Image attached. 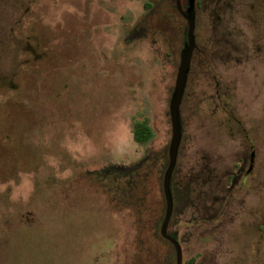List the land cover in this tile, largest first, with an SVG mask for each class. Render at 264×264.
I'll use <instances>...</instances> for the list:
<instances>
[{"label":"rangeland","instance_id":"374dc122","mask_svg":"<svg viewBox=\"0 0 264 264\" xmlns=\"http://www.w3.org/2000/svg\"><path fill=\"white\" fill-rule=\"evenodd\" d=\"M198 1L170 229L183 264H264V0ZM185 20L172 0H0V264L167 263L158 173L140 216L96 173L170 145ZM204 177L205 204L177 201Z\"/></svg>","mask_w":264,"mask_h":264},{"label":"trees","instance_id":"16d2710c","mask_svg":"<svg viewBox=\"0 0 264 264\" xmlns=\"http://www.w3.org/2000/svg\"><path fill=\"white\" fill-rule=\"evenodd\" d=\"M172 1H173L174 8L177 10L176 0H172ZM198 4H200V0L198 1ZM147 8H148V5H147ZM184 24L185 25L183 28V39H184L183 48L187 40V21L186 20ZM36 49L37 48L35 47V51ZM32 53L34 54L35 52L32 51ZM39 54L40 53H38L37 56H40ZM0 80L2 79L0 78ZM215 89L216 91H218V87H215ZM219 94H220L219 91L216 92V97H217L216 101L220 106H222L223 111H226L227 103L223 102L220 99ZM153 134H154L153 130L147 122L136 121L134 123L133 135H134V139L138 143L144 144V143L149 142L152 139ZM168 151H169V146L163 151V153L148 154L142 160H140L138 163H136L133 166H125V167L124 166H111V167L104 168L103 170L97 171L96 178L101 184L104 185V187L107 190H111V191L113 190L115 193H119L120 200H123L124 202L126 200L133 201V203H135L134 205L138 206L137 212L140 216V214L143 212V208L145 204L144 201L147 195V184H148L149 178L154 173H158L160 190H161L162 200H163V208H162V214L160 216V220H163L165 217V212H166V200H165L164 189H163V180H164L166 169L169 164ZM155 170L157 172H155ZM197 183H198L197 180L192 178L188 181L187 186L185 188V193L187 194V197L190 201L196 199L197 192H198ZM171 185H172V180H171ZM181 193H182V189L179 190L176 197L178 198ZM159 234L160 236H162L160 231H159ZM164 240L169 243L168 240L166 239ZM197 258H198V255L191 257L187 261L186 264H194ZM171 262L173 264H176L175 250L173 252V257H172Z\"/></svg>","mask_w":264,"mask_h":264},{"label":"water","instance_id":"95a60500","mask_svg":"<svg viewBox=\"0 0 264 264\" xmlns=\"http://www.w3.org/2000/svg\"><path fill=\"white\" fill-rule=\"evenodd\" d=\"M176 6L178 11L187 21V40L181 52L179 77L171 99L170 115L172 122V138L168 151L169 164L166 169L163 180V189L166 200V212L161 227V233L163 237H165L174 244L177 254V264H183V250L181 244L175 236L168 234L167 228L174 208V197L172 192L171 180L177 161V154L182 135V125L180 121V105L186 89L188 75L191 68L192 56L196 48V0H188L186 8L183 7L182 0H176Z\"/></svg>","mask_w":264,"mask_h":264},{"label":"flooded vegetation","instance_id":"af4514ba","mask_svg":"<svg viewBox=\"0 0 264 264\" xmlns=\"http://www.w3.org/2000/svg\"><path fill=\"white\" fill-rule=\"evenodd\" d=\"M184 6L183 7L186 8L187 4L184 5ZM26 36H27V40L29 42L30 41V36L29 35H26ZM28 46L30 47L31 51L35 52V48H34L33 45L31 46V44L28 43ZM219 92H220L219 96H220V98H222L224 93L222 94L220 90H219ZM244 160L245 161H243V163L241 165L236 167L235 171H232V172L228 173V176L226 177V179H225V181L223 183H220L221 185L224 186V189H226V193H225V195L223 197V201H222V207L220 208L222 211L223 210L225 211L228 207H230L232 205V203L234 202V200H235L234 192H235V187H236V181L238 180V177L240 176V174H238V171H241V170L245 169L246 159H244ZM253 162H254V153L252 152L251 157L249 159V165L246 168V173L247 174L252 172ZM197 182H198L197 183L198 184V192H197L196 199L191 200V201L188 199L187 194L185 193V188H186L187 184H185L184 187L181 188L182 189V193L179 195L178 198H176L177 201H181V202L183 201V202L187 203V205H189V206L191 205V206H194V207H197V204L199 205L200 203L201 204L202 203L205 204L207 199H208V197H210V195H211V191L214 190L213 184L216 185V183L209 177L208 178H206V177L199 178V179H197ZM227 182H229V184H227ZM221 185H220V187H222ZM175 209H176V207L173 208V212L175 211ZM163 220H162V222L160 224V227H159L160 233H161V227H162ZM262 228H264V226ZM167 232H168V234L175 236L178 239V241L180 242L179 232L177 230H174V231L171 230L169 224H168ZM161 235H162V233H161ZM162 237H163V235H162ZM163 238L166 239L165 237H163ZM166 240H168V239H166ZM169 245H171V247L173 249V252H174V250L176 252L175 246H174V244L171 241H169ZM172 257H173V254L170 255V257L167 258V263L166 264H171ZM176 259H177V254H176Z\"/></svg>","mask_w":264,"mask_h":264}]
</instances>
